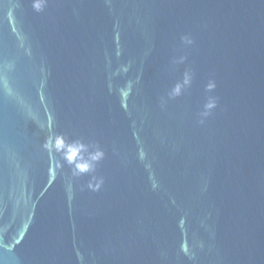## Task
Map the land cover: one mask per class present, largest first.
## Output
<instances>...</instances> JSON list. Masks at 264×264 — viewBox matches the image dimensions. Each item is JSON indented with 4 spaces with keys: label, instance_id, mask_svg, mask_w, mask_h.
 Returning a JSON list of instances; mask_svg holds the SVG:
<instances>
[{
    "label": "water",
    "instance_id": "95a60500",
    "mask_svg": "<svg viewBox=\"0 0 264 264\" xmlns=\"http://www.w3.org/2000/svg\"><path fill=\"white\" fill-rule=\"evenodd\" d=\"M0 264H264V0H0Z\"/></svg>",
    "mask_w": 264,
    "mask_h": 264
}]
</instances>
